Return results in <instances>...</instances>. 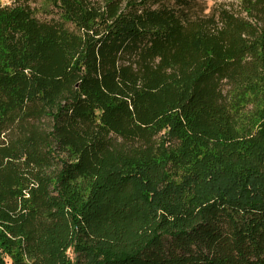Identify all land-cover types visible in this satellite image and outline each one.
<instances>
[{
    "label": "trees",
    "instance_id": "1",
    "mask_svg": "<svg viewBox=\"0 0 264 264\" xmlns=\"http://www.w3.org/2000/svg\"><path fill=\"white\" fill-rule=\"evenodd\" d=\"M45 1L0 4V264H264V0Z\"/></svg>",
    "mask_w": 264,
    "mask_h": 264
},
{
    "label": "rangeland",
    "instance_id": "2",
    "mask_svg": "<svg viewBox=\"0 0 264 264\" xmlns=\"http://www.w3.org/2000/svg\"><path fill=\"white\" fill-rule=\"evenodd\" d=\"M12 0H0V4L10 3ZM31 5H34L36 8H38L39 12L38 15H43V8L46 7V1L45 0H30ZM200 3H203L208 8H210L213 4L223 2L226 0H198ZM71 255V254H70Z\"/></svg>",
    "mask_w": 264,
    "mask_h": 264
}]
</instances>
